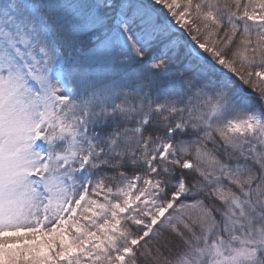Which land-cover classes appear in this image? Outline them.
I'll use <instances>...</instances> for the list:
<instances>
[{"label": "snow or ice", "instance_id": "6c2138e0", "mask_svg": "<svg viewBox=\"0 0 264 264\" xmlns=\"http://www.w3.org/2000/svg\"><path fill=\"white\" fill-rule=\"evenodd\" d=\"M0 264H264V0H0Z\"/></svg>", "mask_w": 264, "mask_h": 264}]
</instances>
